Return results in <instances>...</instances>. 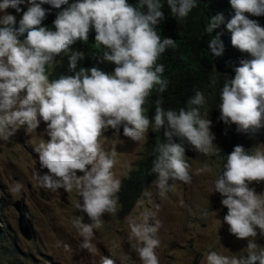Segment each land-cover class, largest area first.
<instances>
[{
    "label": "clouds",
    "instance_id": "1",
    "mask_svg": "<svg viewBox=\"0 0 264 264\" xmlns=\"http://www.w3.org/2000/svg\"><path fill=\"white\" fill-rule=\"evenodd\" d=\"M25 2L0 0V140H8L18 125H26V132L31 133L41 120L47 122L49 139L33 149L40 168L48 170L38 179L44 188L76 190L80 197L77 207L87 214L90 223L76 222L74 227L82 238L80 246L88 249L102 215L116 211V194L121 187L120 179L112 172L115 153L106 154L98 137L108 127L118 133L123 124V136L135 142L142 139L149 127L142 107L145 98L154 84L162 93L168 83L160 78L164 65L156 64V60L174 40L161 39L156 30L165 18L161 0H138V7L128 0H27L28 7L17 23L6 9L19 13V6ZM165 2L176 19L187 17L197 4V0ZM228 2L234 14L226 23L221 13L211 16L204 32L210 33L224 23L231 45L249 53L251 59L240 60L235 74L223 83L218 119L235 124L238 132H255L264 127V26L249 15H264V0ZM43 4L57 9L67 5L52 21L55 30L41 26L47 11ZM90 26L95 31V43L105 49L97 59L114 63V70L106 73L91 67L73 72L84 54L71 51L67 67L73 74L49 81L45 66L60 53L69 52L77 39L87 41ZM25 33L23 40L19 39ZM208 47L214 55L223 54L219 33L209 40ZM185 103L186 107L178 110H165L159 99L155 101L152 129L163 128V139L156 140L151 171L157 174L155 185L161 192L170 187V179H191L184 147L173 142V136L186 138L203 154L209 152L215 139L211 121L200 115L199 106L204 103L201 92L195 91ZM77 170L83 174L77 175ZM262 180L264 151L250 152L235 145L214 181V191L227 208L223 221L229 232L247 238V252L229 257L209 251L206 264H264V249L257 251V244L248 240L257 235V229L264 236V192L249 187L252 181ZM19 189L16 184L13 191ZM150 215L146 213L140 222L128 221L130 239L136 240L133 249L141 264H158L154 248L159 245L155 238L159 222L149 224ZM100 264L115 261L102 256Z\"/></svg>",
    "mask_w": 264,
    "mask_h": 264
},
{
    "label": "rangeland",
    "instance_id": "2",
    "mask_svg": "<svg viewBox=\"0 0 264 264\" xmlns=\"http://www.w3.org/2000/svg\"><path fill=\"white\" fill-rule=\"evenodd\" d=\"M19 7L27 8V0ZM6 11L17 17L15 9ZM202 118L206 119L204 115ZM46 124L41 120L31 133L26 132V125H18L8 140H0L1 218L7 221L17 244L16 264H100L102 256L113 258L115 264H141L133 249L136 240L130 239L128 221L140 222L146 213L151 214L149 224L159 222L155 233L159 245L154 248L158 264H206L209 251L229 257L246 255L247 238H237L229 232L228 224L223 221L227 208L221 204V195L214 191V181L221 170L219 160L214 157L220 145L214 122L210 131L215 139L209 152L198 153L193 146L186 152L190 181L170 179V187L161 192L155 185L156 179L152 180L133 210L124 217L119 216L117 200L116 211L104 213L100 227L93 229L88 249L80 246L82 238L74 227L76 222L90 223L87 214L77 207L80 197L76 190H52L39 182L38 175L48 170L40 168L38 154L33 149L49 139ZM262 128L261 135L253 137L255 151H264ZM152 131L149 123L142 139L135 142L123 136L122 124L118 133L108 127L98 137V144L106 154L115 153L112 172L121 184L141 157ZM82 174L77 170V175ZM16 184L20 185L19 191H13ZM249 187L257 193L264 192V180L252 181ZM16 201L20 202L30 226V239L19 230ZM248 240L257 244V251L264 249V236L259 234V229Z\"/></svg>",
    "mask_w": 264,
    "mask_h": 264
},
{
    "label": "trees",
    "instance_id": "3",
    "mask_svg": "<svg viewBox=\"0 0 264 264\" xmlns=\"http://www.w3.org/2000/svg\"><path fill=\"white\" fill-rule=\"evenodd\" d=\"M71 2L72 0H69V3ZM137 2L138 0H128V3L134 7L139 6ZM161 3L165 18L156 25V30L161 39L170 37L174 40V44L161 53L156 60V64L164 65V70L159 76L168 82L167 88L161 93L157 90L158 85H153L149 96L145 98L142 105L144 115L149 118V123L152 125L151 118L154 115L157 99L160 100L161 106L165 110H178L181 107H186V100L193 96L195 91H200L204 98V103L199 106L200 115L201 117L204 115L206 119L216 124V131L220 138V146L214 154L221 165L220 175L226 162V155L232 151L233 147L242 145L245 150L255 151L253 137L260 136L263 131V128H260V132L259 130L238 132L235 124L227 125L218 119L220 115L218 109L219 93L223 83L235 74L234 68L239 66L240 60L251 59V56L230 43V32L224 27V23L234 12L228 0H197L196 7L189 12L187 17L182 19H176L171 15L165 0H161ZM42 7L47 11L45 18L41 21V26L55 30L52 21L56 14L67 5H61L59 9L48 4H43ZM26 9L23 7L19 13L16 12L17 23ZM217 13L223 14L224 23L214 28L210 33L204 32V26L208 23L209 18ZM246 15L249 14L246 13ZM249 18L257 20L261 26H264V15H249ZM218 33L224 45V52L219 56L214 55L208 47L209 40ZM24 35L26 33L21 35L19 39L23 40ZM94 36L95 31L90 26L87 41L77 39L70 46L69 52H62L55 56L50 64L45 66V74L48 80L57 79L61 75H72L74 71H87L91 67H97L106 73H111L116 65L109 61L97 59V56H102L105 49L102 45L95 43ZM71 51H80L84 54L83 60L78 59L73 72H70L67 67L68 56ZM150 136L141 157L134 162L133 169L123 179L120 190L116 194L120 205L118 209L120 217H124L133 210L144 190L152 180L157 178V174L152 173L151 168L152 161L157 154L156 140L163 139V128L152 131ZM173 142L184 147L185 155L187 148L191 146L186 138L180 136H173ZM184 159H187L186 156ZM1 211L0 207V264H16L15 262L19 260L17 244L12 233L8 230L7 221L1 218Z\"/></svg>",
    "mask_w": 264,
    "mask_h": 264
},
{
    "label": "water",
    "instance_id": "4",
    "mask_svg": "<svg viewBox=\"0 0 264 264\" xmlns=\"http://www.w3.org/2000/svg\"><path fill=\"white\" fill-rule=\"evenodd\" d=\"M14 207L16 208V210L18 211V214H19V218H18L19 230L25 238L30 239L32 237V232H31L30 226L27 223L25 215L22 211V208L20 206V202L16 201L14 203Z\"/></svg>",
    "mask_w": 264,
    "mask_h": 264
},
{
    "label": "bare ground",
    "instance_id": "5",
    "mask_svg": "<svg viewBox=\"0 0 264 264\" xmlns=\"http://www.w3.org/2000/svg\"><path fill=\"white\" fill-rule=\"evenodd\" d=\"M200 114H201V113H200ZM259 132H260V130H259ZM184 143H185V142H184ZM184 143H183V144H184ZM125 180H126V179H125ZM123 181H124V180H123Z\"/></svg>",
    "mask_w": 264,
    "mask_h": 264
}]
</instances>
